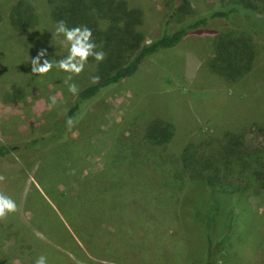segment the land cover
I'll use <instances>...</instances> for the list:
<instances>
[{"label":"trees","instance_id":"trees-1","mask_svg":"<svg viewBox=\"0 0 264 264\" xmlns=\"http://www.w3.org/2000/svg\"><path fill=\"white\" fill-rule=\"evenodd\" d=\"M204 1L215 7L200 13L192 10L190 0H156V9L149 14L145 0H0V102L19 104L22 118L32 116L27 104H34L39 96L33 94L34 79L24 66L6 62L12 60L9 49L14 48V40L30 46L37 35L44 36L39 44L46 51L42 59H61L67 50L60 47L54 29L63 21L67 27L89 28L97 50L104 53L100 62L89 57L83 71L71 79L55 67L50 70L52 94L59 91L61 96L42 98L47 108L38 118H43L38 132H28L19 115L4 120L6 132L16 143L15 147L0 143V159L25 150L41 161L50 150L57 176L80 172L76 164L79 146L85 149L86 161L92 132L102 124H93L90 115L102 111L110 91L135 75L143 62L171 51L186 36L205 35L211 39L212 50V56L202 64L208 76L203 78L195 72L189 91L165 92L174 94L173 104L190 111L188 120L175 123L173 117L165 120V116L154 113L134 119L130 116L133 110L127 108L109 130L112 146L107 173L118 181H131L122 184V194L133 195L134 201L138 196L137 200H142L138 206L147 207L150 214L155 209L166 211L160 215L161 224L169 225L172 218L183 225L187 221L210 239L209 233L217 221H222L226 206L228 212L237 208L247 222L261 225L262 217L251 209L248 196L264 201V146L245 148L244 131L248 126L264 135V114L252 111L255 107L252 101L248 103L250 96L239 97L237 92L264 70V58L257 50V44L264 43V0ZM149 15L158 17L153 24L148 21L158 34L146 41L144 28ZM93 76L98 77L95 82ZM215 80L218 87L212 86ZM69 84L75 85V94L68 91ZM224 99L246 111L244 118L217 122L218 117L212 114L222 113ZM201 123L206 128L200 129ZM33 161L24 163L28 171L36 163ZM150 218V222L159 223ZM227 237L226 233L219 244ZM214 255L215 249L209 250L205 264H210Z\"/></svg>","mask_w":264,"mask_h":264},{"label":"rangeland","instance_id":"rangeland-1","mask_svg":"<svg viewBox=\"0 0 264 264\" xmlns=\"http://www.w3.org/2000/svg\"><path fill=\"white\" fill-rule=\"evenodd\" d=\"M190 4L193 11L200 13L215 7L204 0H190ZM144 7L150 14L156 9V0H145ZM149 17L144 28L146 41L158 34L157 29L148 23L152 20L153 24L158 17ZM36 38L30 46L22 45V40H14V48L9 49L13 52L12 60L6 61L2 57L4 62L24 66L34 79L36 88L33 94L39 96L34 104L31 101L27 104L32 116L25 119L19 104L0 102V143L3 144L13 146L16 143L14 136L7 133L9 130L3 123L5 119L19 115L28 132H38V125L43 122V118H38L47 108L43 97L61 96L59 91L52 94L53 86L48 80L51 71L50 76L48 73L37 76L30 71L31 59L42 49L39 44L44 36L37 35ZM210 40L205 35L186 36L171 51H164L143 62L135 75L124 79L110 91L102 111L90 115L93 124H102L92 132L86 161L83 159L85 149L79 146V164H76L80 172L57 176V169L50 162V150L41 161L25 150L0 159V194L9 196L17 205L16 212L0 218V264H34L41 255L47 258L48 264H188L187 260L205 264L211 249H215V255L210 264H264V201L256 195H249L248 200L251 209L261 215V225L255 221L253 224L250 220L247 222L244 213L237 208L228 212L225 206L223 222L215 223L209 239L207 234L200 232L201 229L187 221L183 225L181 220L175 222L172 218L169 225L161 224L160 215L164 216L166 211L155 209L150 214L147 207L138 206L142 202L137 200L138 196L134 201L133 195L122 194V184L128 185L131 181L126 178L118 181L116 176L107 173L112 146L109 130L125 115L127 108L133 110L130 116L134 119L154 113L165 116V120L173 117L175 123L188 120L186 117L190 111L178 103L173 104L174 94L165 92L176 90L186 93L195 72L203 78L208 76L202 64L212 56ZM257 50L264 58V43H258ZM26 59L29 62H25ZM258 72L261 73L260 78L253 76L237 94L239 97L250 96L248 103L252 101L255 107L252 111L263 115L264 70ZM218 84L219 81L215 80L212 86L218 87ZM223 104L222 113L217 115L215 111L216 114H212L218 117L217 122L244 118L246 111L237 104L226 99ZM193 107L197 111L195 103ZM62 110L63 107L58 111ZM178 127L184 130V127ZM43 128L48 129V126ZM199 128H206L205 123H201ZM42 133L44 135L48 131ZM244 135L245 148L264 146V135L257 130L247 126ZM33 160L36 163L28 171V164L24 163ZM132 202L137 205H132ZM151 216L159 223L150 222ZM193 219L196 221L195 217ZM226 233V242L219 244Z\"/></svg>","mask_w":264,"mask_h":264},{"label":"clouds","instance_id":"clouds-1","mask_svg":"<svg viewBox=\"0 0 264 264\" xmlns=\"http://www.w3.org/2000/svg\"><path fill=\"white\" fill-rule=\"evenodd\" d=\"M54 35L60 47L66 48L67 54L58 60L42 59L46 56V51L44 49L39 50L36 56L31 59V73L44 76L55 67L59 71L69 74L66 79H71V76L78 75L83 71L89 57L96 62L104 59L103 51L97 50V45L92 38V31L87 27H67L63 21H58ZM97 79L96 76L91 77L92 82ZM68 91L75 94L77 89L74 84H69ZM68 123L70 124L71 121ZM16 210L15 201L7 195L0 194V218L14 213ZM34 264H48V260L41 255L36 258Z\"/></svg>","mask_w":264,"mask_h":264},{"label":"crops","instance_id":"crops-1","mask_svg":"<svg viewBox=\"0 0 264 264\" xmlns=\"http://www.w3.org/2000/svg\"><path fill=\"white\" fill-rule=\"evenodd\" d=\"M38 193H40V191H38Z\"/></svg>","mask_w":264,"mask_h":264}]
</instances>
